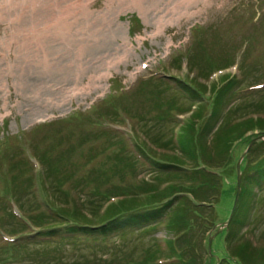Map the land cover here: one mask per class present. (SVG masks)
<instances>
[{
    "label": "rangeland",
    "instance_id": "374dc122",
    "mask_svg": "<svg viewBox=\"0 0 264 264\" xmlns=\"http://www.w3.org/2000/svg\"><path fill=\"white\" fill-rule=\"evenodd\" d=\"M171 1L141 0L137 7L133 0H0V264H171L165 240L173 236L164 222L139 229L118 221L111 228L124 233L104 240L95 231L44 236L55 221L36 224L48 222V202L71 213L74 206L100 204L103 211L144 198L138 191L155 173L132 144L178 152L180 140L194 136L179 127L195 107L178 88L185 81L213 107L232 80L230 99L224 97L231 121L264 118L255 108L264 101V0H204L192 8L176 0L179 8L168 12ZM77 46L82 52L75 54ZM209 106H200V116ZM246 143L230 151L234 161ZM203 150L216 153L212 145ZM231 175L223 179L231 189L225 204L221 196L216 228L203 231L193 219L186 232L199 253L210 237L216 252L225 246L217 236L236 168ZM246 200L250 215L241 232L264 247V192ZM101 211L76 219L96 224Z\"/></svg>",
    "mask_w": 264,
    "mask_h": 264
},
{
    "label": "trees",
    "instance_id": "16d2710c",
    "mask_svg": "<svg viewBox=\"0 0 264 264\" xmlns=\"http://www.w3.org/2000/svg\"><path fill=\"white\" fill-rule=\"evenodd\" d=\"M188 85L190 84L181 85V88L188 96L198 100L199 104L196 105L197 108L194 109L189 120L181 123L179 127L182 129V133L187 132V135L195 130L194 136L187 137L186 143H181L179 138L181 149L178 152L160 151L157 153L148 149V144L144 140H140L139 143L135 142L136 151L142 155L155 173L152 176V181L142 187L144 191H138L145 197L137 200L130 198L117 205H108L103 211H101L100 204L84 209L74 206L71 213H68L65 206L61 207L48 202L47 205L52 210V212L50 211L52 214H48V217L42 214L43 220L48 218V222L43 221L44 224L38 222L36 224L38 227H45L50 224V221H55V223L48 226L41 235L48 236L63 229L67 230L63 233V237L72 236L74 232L95 231L100 232L101 239L104 240L109 234L120 237L124 233L119 230L120 227L111 228L118 221L124 220L127 224L126 227L135 223L133 227L139 225V229L153 227L157 223L164 222V227L173 236L165 240V249L167 254L169 253L167 256L172 259L171 264H212L211 261L214 259V264H264V247L252 245L251 241L244 237V232H241V226L250 215L251 204L246 199L250 198V201L253 202L259 193L264 192L263 140L257 141L242 161L241 187L232 213L230 212L233 199L225 207L227 214L223 222L228 219V224L217 236V240L225 243L223 249L216 252L212 244L210 254L207 255V248L203 247L199 253L185 236L193 225L191 221L194 220L198 221L199 226L203 222V231L212 227L216 228L218 202L223 196L225 204L224 195L231 189L225 186L226 183L223 179L225 175L226 177L232 176L236 164L233 157L229 155L230 151L236 143L243 140L249 143L256 136L264 133V118L262 117H249L232 122V112L227 109L223 113L224 105L228 104L226 101L230 99L228 97L233 92L232 80L226 82L225 88L218 91L213 107L212 103L209 104V112L204 117L200 116V106H205L200 102L201 93L193 85L191 87ZM255 108L256 111H264V101L255 104ZM189 110L190 106L186 111ZM254 131L257 134H254ZM177 140L178 138L176 142ZM208 145L214 146L216 152L214 155L209 156L206 151L204 152L203 147H208ZM256 150L258 151L256 152ZM202 154L205 159L202 158ZM254 154L257 155L253 160ZM59 185L62 187L63 183H59ZM232 190L235 193V186ZM226 197L229 199L228 196ZM106 199L108 200V198ZM207 209L213 212V215L208 219H206L207 214H204V210ZM97 210L102 213H100L96 224H93L89 219L82 218L85 223L76 219V217L79 218L78 216H87L85 212H89V216L92 217ZM166 212L171 215L167 217V222L162 220ZM229 215L230 218H228ZM63 222L67 224L62 225ZM227 248L230 251H226ZM141 263L147 262L140 260L132 264Z\"/></svg>",
    "mask_w": 264,
    "mask_h": 264
},
{
    "label": "bare ground",
    "instance_id": "6f19581e",
    "mask_svg": "<svg viewBox=\"0 0 264 264\" xmlns=\"http://www.w3.org/2000/svg\"><path fill=\"white\" fill-rule=\"evenodd\" d=\"M134 1V5L135 6H139L140 5V2L141 0H133ZM199 3H204V0H186V5L189 7V8H192V7H195L197 6ZM166 10L171 11V12H174L176 9L179 8V5L177 3V1L175 0H172L171 2H169L166 6H165ZM67 32L69 33V35H71L69 29H67ZM169 45H167L168 47ZM75 54H77V52L80 51V53L82 52V47L81 46H77V47H74V50ZM44 59V57H43ZM45 60V59H44Z\"/></svg>",
    "mask_w": 264,
    "mask_h": 264
},
{
    "label": "water",
    "instance_id": "95a60500",
    "mask_svg": "<svg viewBox=\"0 0 264 264\" xmlns=\"http://www.w3.org/2000/svg\"><path fill=\"white\" fill-rule=\"evenodd\" d=\"M260 137V136H259ZM262 137H260L259 139H261ZM263 139V138H262ZM252 143V142H251ZM249 147H250V143H249V146H248V148H247V150L249 149ZM247 152V151H246ZM243 156H244V154H242L241 155V157H240V159L238 160V162H237V173H238V175H237V190L239 189V185L238 184H240V168H239V165H240V161H241V159L243 158ZM236 198H237V194H236ZM210 245H211V237L209 238V248L208 249H210Z\"/></svg>",
    "mask_w": 264,
    "mask_h": 264
}]
</instances>
